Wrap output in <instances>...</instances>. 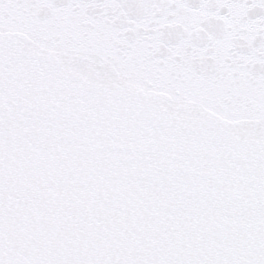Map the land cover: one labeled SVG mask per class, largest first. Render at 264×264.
I'll list each match as a JSON object with an SVG mask.
<instances>
[{
	"label": "snow or ice",
	"instance_id": "snow-or-ice-1",
	"mask_svg": "<svg viewBox=\"0 0 264 264\" xmlns=\"http://www.w3.org/2000/svg\"><path fill=\"white\" fill-rule=\"evenodd\" d=\"M0 264H264V0H0Z\"/></svg>",
	"mask_w": 264,
	"mask_h": 264
}]
</instances>
